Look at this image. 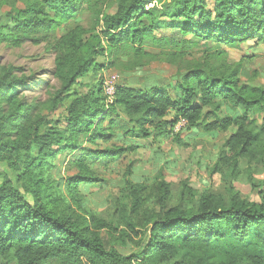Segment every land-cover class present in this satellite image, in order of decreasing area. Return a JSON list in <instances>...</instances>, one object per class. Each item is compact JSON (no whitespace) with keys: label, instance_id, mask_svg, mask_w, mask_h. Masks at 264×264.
Returning <instances> with one entry per match:
<instances>
[{"label":"trees","instance_id":"obj_1","mask_svg":"<svg viewBox=\"0 0 264 264\" xmlns=\"http://www.w3.org/2000/svg\"><path fill=\"white\" fill-rule=\"evenodd\" d=\"M1 6L0 44L46 45L59 83L46 103L28 104L20 92L32 78L0 66V163L13 176L0 174L3 264H264V180L253 184L258 201L248 202L231 188L199 194L186 181L174 200L161 175L151 183L130 179L140 141L181 123L191 136L232 131L211 177L235 178L242 161L264 157V117L261 126L251 118L264 112V87L242 83V60L230 63L219 49L264 40V0H4ZM83 13L88 29L78 23ZM197 42L212 49L193 61L188 50ZM154 61L186 64L171 77L174 95L148 85L144 68ZM107 66L123 69L111 101L96 79ZM84 77L95 81L78 94L73 88ZM222 106L234 116H216ZM61 107L58 127L48 118ZM57 155L72 174L65 190L77 210L79 190L101 182L94 167L129 161L110 212L61 208L49 177Z\"/></svg>","mask_w":264,"mask_h":264},{"label":"rangeland","instance_id":"obj_2","mask_svg":"<svg viewBox=\"0 0 264 264\" xmlns=\"http://www.w3.org/2000/svg\"><path fill=\"white\" fill-rule=\"evenodd\" d=\"M4 0H0V26L5 24V9L1 6ZM78 23L85 29L89 28V17L87 13L80 15ZM73 24L69 25L72 27ZM194 41V40H191ZM198 44L188 50L193 61L201 59L206 50L212 49L209 42H197ZM225 50V59L230 63L241 61L242 83L257 87H264V40L253 39L241 44L239 47L219 48ZM157 53L158 51H154ZM188 56V57H190ZM54 56L48 51L46 45H33L23 43L19 47L0 44V66H13L22 71V75L31 77V85L21 90L20 97L28 104L41 106L59 89V83L52 76ZM99 63L103 60L97 59ZM106 65V64H105ZM185 63L170 65L163 61H154L144 68V75L147 76L150 87H164L170 95H174L173 77L178 68L185 67ZM122 70L113 67H105L96 78L100 84L112 82L114 87L122 80ZM95 79L84 77L78 81L73 90L78 94L87 92L88 86ZM66 104V103H65ZM214 112L213 110H210ZM235 112V111H234ZM234 112L222 106L219 112H214L216 116H234ZM63 107L54 112L48 120L53 123L59 121L58 127L64 125ZM172 116V115H170ZM212 114L207 116L208 121H212ZM263 113H256L252 119L258 126L263 123ZM183 124H179L170 134L156 136L149 141H140L138 150L133 154L134 161L131 166L130 179L135 183H151L159 175L165 182L171 185L174 200L184 181L201 194L209 190L216 194H226L227 189L231 188L238 191L248 202H257V190L254 191L253 184L257 185L264 180V157L258 159L254 164L247 165L246 162L240 163L239 175L232 177L229 172L222 176H210L209 169L216 161L220 147L232 132L206 134L201 130L192 135L188 132L180 131ZM102 145V148H105ZM67 158H65V161ZM64 157L57 155L49 160L52 169H49V177L56 188L55 198L63 209H71L77 213L101 214L110 212L112 199L119 196V192L124 186V174L129 161H120L109 166H96L93 168L101 182L83 186L79 190L80 210H77L75 203L71 202L65 190L66 174L63 166ZM248 174H244L245 171ZM0 174L13 176L10 174L6 165L0 163ZM104 236V233L102 232ZM0 264H3L0 260Z\"/></svg>","mask_w":264,"mask_h":264},{"label":"built area","instance_id":"obj_3","mask_svg":"<svg viewBox=\"0 0 264 264\" xmlns=\"http://www.w3.org/2000/svg\"><path fill=\"white\" fill-rule=\"evenodd\" d=\"M104 95L107 101H111L114 95L115 87L112 82H107L102 84ZM183 124V123H181Z\"/></svg>","mask_w":264,"mask_h":264}]
</instances>
